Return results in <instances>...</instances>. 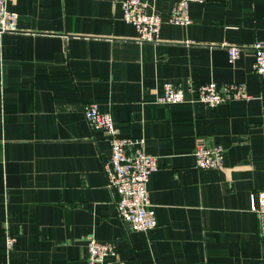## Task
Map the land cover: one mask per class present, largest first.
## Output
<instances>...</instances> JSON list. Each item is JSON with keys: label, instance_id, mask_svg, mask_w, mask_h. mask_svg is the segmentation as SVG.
I'll return each instance as SVG.
<instances>
[{"label": "crops", "instance_id": "0c3cea01", "mask_svg": "<svg viewBox=\"0 0 264 264\" xmlns=\"http://www.w3.org/2000/svg\"><path fill=\"white\" fill-rule=\"evenodd\" d=\"M121 1L7 4L18 31L0 42V264H86L90 238L115 246L112 263L264 264L249 201L264 191V84L252 70L264 0L192 2L186 26L166 23L179 0H142L165 21L155 43L137 40ZM228 46L241 49L233 63ZM209 82L243 85L251 98L213 109L156 102L166 83L190 98ZM91 102L157 159L149 231L131 232L117 215L102 170L107 137L83 115ZM212 142L225 169H196L195 147Z\"/></svg>", "mask_w": 264, "mask_h": 264}, {"label": "built area", "instance_id": "2783aa9c", "mask_svg": "<svg viewBox=\"0 0 264 264\" xmlns=\"http://www.w3.org/2000/svg\"><path fill=\"white\" fill-rule=\"evenodd\" d=\"M9 1L0 0V42L3 35L16 33L17 14L7 7ZM200 0H179L170 10L166 23L186 26L190 24L189 4ZM123 20L137 31V40L155 43L164 20L156 12H149L148 4L142 0H122ZM227 57L233 63L241 53L237 46H228ZM252 70L264 84V45L256 42L252 46ZM194 94L186 98V90L181 84L166 83L163 92L156 98L160 104H179L186 101L199 102L209 109L235 99L249 100L251 97L243 85L229 83L219 90L212 82L204 83L192 90ZM88 127L92 131H104L109 143L110 154L102 163V170L108 187L112 189L117 215L131 232H146L156 227L157 220L149 201L147 184L158 169L156 157L144 149V139L124 138L108 112L97 103H86L82 107ZM196 169L222 171L225 169V149L217 142L197 145L193 151ZM250 211L258 218L259 232L264 235V191L250 194ZM7 250L14 246V238L6 235ZM116 253L110 243H99L90 238L87 241L86 264H122L109 262Z\"/></svg>", "mask_w": 264, "mask_h": 264}]
</instances>
